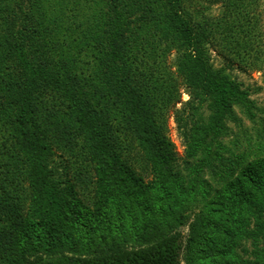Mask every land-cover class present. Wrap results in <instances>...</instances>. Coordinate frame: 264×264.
I'll list each match as a JSON object with an SVG mask.
<instances>
[{"label":"trees","instance_id":"1","mask_svg":"<svg viewBox=\"0 0 264 264\" xmlns=\"http://www.w3.org/2000/svg\"><path fill=\"white\" fill-rule=\"evenodd\" d=\"M263 67L261 0H0V264H264V152L225 142Z\"/></svg>","mask_w":264,"mask_h":264},{"label":"rangeland","instance_id":"2","mask_svg":"<svg viewBox=\"0 0 264 264\" xmlns=\"http://www.w3.org/2000/svg\"><path fill=\"white\" fill-rule=\"evenodd\" d=\"M209 15L216 17L221 11L222 7L220 4L210 5ZM261 10H264V0H261ZM212 62L215 67L220 68L224 67L225 64L223 60L218 56V54L213 51L211 52ZM226 74L230 76L231 79L236 80L241 83L244 88L249 90L250 99L254 102L253 112L256 113V117L253 119L246 116V114L238 107L235 108L240 121L238 123L228 122V126L231 128L229 136L225 139V142L229 145H233L234 147H238L241 149L240 152L246 150L245 147L251 148L250 159L255 156V152L258 153L264 152V134L262 131V124L264 119V67L261 70H240V69H227ZM189 99V95L186 93V90H182V101H187ZM181 105H178L180 107ZM170 126V137L176 146V151L181 159L185 157V145L178 131L177 124L172 117L169 122ZM260 145V146H259ZM211 180V177H208ZM91 198V197H90ZM93 197L91 201H94ZM89 208L93 209L94 206L91 204H87ZM183 206H181L182 208ZM185 212L186 208L183 207ZM190 213V212H188ZM123 218V217H122ZM138 222V226L143 232L144 226H149L150 228L153 225L149 222V219H144L143 216H126L123 221L125 222L124 232L128 234L133 233V229L131 227V221ZM105 225L101 226L104 227ZM99 228L96 223L92 226V232L96 235V233H100ZM114 230L117 232L121 231L120 227L113 226ZM180 231L182 233L188 232V227L181 228ZM100 245L104 246L103 243L96 241L93 247L98 248ZM249 249L248 254L243 252V249ZM252 242H239L235 249V256L233 259L234 264H243L244 260L251 259V251H252Z\"/></svg>","mask_w":264,"mask_h":264}]
</instances>
